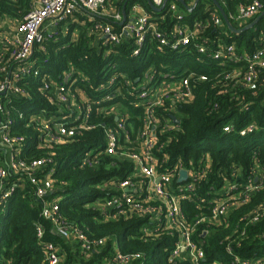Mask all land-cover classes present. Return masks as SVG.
Instances as JSON below:
<instances>
[{
	"label": "built area",
	"instance_id": "1",
	"mask_svg": "<svg viewBox=\"0 0 264 264\" xmlns=\"http://www.w3.org/2000/svg\"><path fill=\"white\" fill-rule=\"evenodd\" d=\"M150 1L158 8L165 2ZM195 1L186 0L188 5H193ZM218 1L222 6L227 4V0ZM206 9L209 11L206 19H192L180 10L177 0H167L162 10L152 9L148 0H35L21 20L0 16V206L26 182L33 186L36 198L42 203L41 215L52 222L57 235L65 240L77 241L86 257L105 246L107 238H90L80 226L70 224L61 213L60 197H51L59 188L54 176V145L96 128L98 124L92 122V113L97 104L96 115L106 118L114 116L115 121L108 125L104 123L103 147L88 151L82 160L83 166L95 167L100 155L105 154L130 160L134 163V169L127 178L112 181L110 186L115 193L95 201L92 206L102 212L107 220L132 216L146 218L147 222L141 229L146 237L154 236L160 230H172L177 240L169 251V262L204 264L205 249L194 238L197 226L204 222L220 224L232 208L247 203L255 192L264 187V164L260 163L257 148H254L255 163L251 172L245 175L242 169H234V180L225 178L223 186L209 200V215L197 216L194 221L187 219L181 202L196 199L200 204L205 202V198L199 199L197 195V184L207 177L211 161L207 156L206 160H202L204 165L196 169H188L181 162L163 167L168 156L161 160L158 155L164 146L160 144L158 131L167 133L180 128L172 116H177L180 105L193 100L197 84L210 80L207 73L198 72L190 66L175 73L154 65L148 66L143 75L133 81L125 74L114 72L106 84L100 85L97 90H104L105 85H116L118 79L124 81L122 87L128 94L136 96L132 105L145 110L142 124L136 130L124 111L127 108L121 102L106 104L113 101L116 95L123 94L120 87L117 92L107 93L92 102L84 90L76 86L74 74L77 67L70 64L69 69L60 76V83L42 76L41 90L47 100L57 104L58 109L52 115L32 113L26 123L27 127L36 131L38 149L44 150L45 154L22 157L27 136L15 128L19 120L27 119L18 100L30 97L28 79L41 74L39 66L32 59L35 49L58 32L67 33L70 19L80 11L89 13L93 16L91 19L94 16L101 19L95 22L92 30L97 41L94 46H120L124 41H130L131 56L136 57L149 43L155 42V48L160 52L167 49L175 52L188 50L194 53L198 62H204L206 58L218 61L227 68L216 75L221 87L219 92H232L234 98L242 102L239 105L242 110H247L251 103H245V97L238 90L243 88L258 96L260 69L264 68V42H261L264 41V34H260V46L253 52L238 50L237 42L228 40L230 36L227 30L223 31L228 38L212 39L206 34L209 25L225 29L226 24L216 5H208ZM263 10L264 0H240L235 11L227 15L232 22L245 26ZM213 107L209 109H216L217 104ZM159 110L168 115L160 117ZM223 129L227 133L236 132L241 137H247L258 132L262 126L257 121H251L238 129L234 121H229ZM182 169L187 170L188 179L179 182ZM12 175H18L17 180L11 179ZM200 204L197 203V206L201 209ZM263 218L264 203L243 216L227 237L226 250L230 264H264V255L246 257L236 251V247H240L246 238V226ZM37 230L38 237L42 239L44 226L37 224ZM44 247V264H60V245L46 242ZM143 258V253H123L115 246L108 261L111 264H131L140 260L144 264ZM2 264L12 262L4 261Z\"/></svg>",
	"mask_w": 264,
	"mask_h": 264
},
{
	"label": "trees",
	"instance_id": "2",
	"mask_svg": "<svg viewBox=\"0 0 264 264\" xmlns=\"http://www.w3.org/2000/svg\"><path fill=\"white\" fill-rule=\"evenodd\" d=\"M33 1L35 0H0V16L21 20L29 12ZM207 2L205 5L200 0L190 18L206 19L209 15L207 6L215 5L213 0ZM239 2L240 0H227L226 6H223L226 13L235 11ZM92 17L87 12H77L70 19L67 33L58 32L35 49L32 59L36 61L41 74L28 79L30 97L18 100L20 108L27 115V119L19 120L15 128L17 132L27 136L22 157H39L45 154L44 150L38 149L36 131L26 126L30 114L52 115L58 109L57 104L47 100L41 90L43 75L60 83L63 72L69 69L70 64L75 65L76 86L83 89L92 102L107 93L117 92L120 87L123 94L116 95L113 101L106 104L121 102L127 108L124 111L129 115L128 120L133 122L137 130L142 124L145 110L143 107L132 105L136 96L128 94L122 87L124 81L118 79L116 85H105V89L101 91L97 88L106 84L114 72L125 74L135 81L152 62H155L159 69L175 73H180L183 68L190 66L198 72L207 73L210 80L197 84L193 100L180 105L177 113L180 120L178 130L167 133L158 131L160 144L164 145L158 155L161 160L165 155L168 156L163 167H171L181 162L188 169L203 166L202 160L209 157L211 170L207 177L197 184V195L199 199L205 198V202L200 204L198 199L181 202L189 221L196 220L200 215L208 216L209 200L223 186L224 179L233 181L232 171L236 168L242 169L245 175L251 172L255 163L252 151L254 148H257L260 163L264 164V68L260 69L261 85L258 96L239 88L238 91L245 97L244 102L251 103L247 110H242L239 106L242 102L237 101L232 92H219L221 87L216 75L227 68L221 66L218 61L204 57V62H198L194 53L188 50L175 52L167 49L160 52L156 50L155 42L149 43L142 54L136 57L131 56L130 41H124L120 46H94L97 41L92 30L95 22L101 19L98 16H94V19H91ZM233 24L237 28L243 27L234 21ZM227 32L230 38L226 37L222 28L210 24L206 34L212 39L228 38L229 41L237 42L238 50L253 52L260 46V34H264V16L251 29L235 33L228 28ZM1 50L0 44V52ZM214 104H217V108L209 109L214 108ZM96 106L97 104L94 105L92 113V122L98 124L96 128L85 130L54 145V176L58 180L59 188L51 197H60L61 213L70 224L80 226L90 238H107L105 246L86 257L77 241L65 240L57 235L52 222L41 215L42 203L36 198L33 186L25 182L24 187H18L0 206V264L10 260L12 264H44L46 242L60 245V264H111L108 259L113 255L115 246L123 253H143L144 264H188L187 261L173 263L168 260L169 251L177 240L172 230H160L154 236L146 237L141 232L147 222L146 218L132 216L107 220L102 212L92 206L95 201L115 193L110 186L112 181L127 178L134 169V163L130 160L105 154L100 155L95 167L83 166L82 160L88 151L100 150L103 147L104 123L108 125L115 121L114 116L106 118L96 115ZM167 115L163 110H159L160 117ZM229 121H234L238 129L248 122L257 121L262 129L250 136L241 137L236 132L224 131L223 128ZM17 177L18 175H12L11 179L17 180ZM196 202L202 206L201 209ZM263 203L264 187L255 192L247 203L232 208L220 224L204 222L197 226L194 238L202 243L205 249L204 264H230L226 250L227 237L243 216H247L256 206ZM37 224H42L45 228L42 239L38 237ZM246 227V238L240 247H236V251L246 257L254 254L264 255V218ZM131 264H141V261L135 260Z\"/></svg>",
	"mask_w": 264,
	"mask_h": 264
},
{
	"label": "water",
	"instance_id": "3",
	"mask_svg": "<svg viewBox=\"0 0 264 264\" xmlns=\"http://www.w3.org/2000/svg\"><path fill=\"white\" fill-rule=\"evenodd\" d=\"M148 1L150 2V6L152 7V9H154V10H162L163 7H164V5H165V3L167 2V0H165L163 6L158 8L155 5H153L150 0H148ZM177 1L182 6H184L189 12H193L195 10V8L197 7V5H198V3H199L200 0H196L193 5H188L187 2H186V0H177ZM213 2L220 9V12H221V14H222V16L224 18V22H225L226 26L229 28V30H231L232 32H235V33H240L242 31H245V30H248V29L253 28L256 25V23H258L259 20L264 16V10H263L254 21H252L251 23H249V24H247V25H245L243 27L237 28L233 24V22L229 19L228 15H227V13H226V11L224 9V7L220 4V2L218 0H213ZM124 12H125V7H124ZM172 117H173V119L177 123L180 122V120L177 118V116L173 115ZM187 179H188V172H187V170L186 169L180 170V175H179L178 181L179 182H184Z\"/></svg>",
	"mask_w": 264,
	"mask_h": 264
},
{
	"label": "rangeland",
	"instance_id": "4",
	"mask_svg": "<svg viewBox=\"0 0 264 264\" xmlns=\"http://www.w3.org/2000/svg\"><path fill=\"white\" fill-rule=\"evenodd\" d=\"M202 4H205V5H207L208 4V2H207V0H202ZM179 8H180V10L183 12V13H185V15H187L188 17H190V15H192L191 13H193V12H189L184 6H182L180 3H179ZM155 65V62H152L151 64H150V66H154ZM68 113H70V110H68ZM68 120H69V118H68Z\"/></svg>",
	"mask_w": 264,
	"mask_h": 264
},
{
	"label": "crops",
	"instance_id": "5",
	"mask_svg": "<svg viewBox=\"0 0 264 264\" xmlns=\"http://www.w3.org/2000/svg\"><path fill=\"white\" fill-rule=\"evenodd\" d=\"M223 30H227L228 31V27L226 26V28L225 29H223ZM76 34V33H75Z\"/></svg>",
	"mask_w": 264,
	"mask_h": 264
}]
</instances>
